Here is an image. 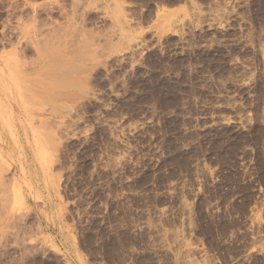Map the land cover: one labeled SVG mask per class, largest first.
Masks as SVG:
<instances>
[{
    "label": "rangeland",
    "instance_id": "1",
    "mask_svg": "<svg viewBox=\"0 0 264 264\" xmlns=\"http://www.w3.org/2000/svg\"><path fill=\"white\" fill-rule=\"evenodd\" d=\"M2 36L0 264H264V0H41Z\"/></svg>",
    "mask_w": 264,
    "mask_h": 264
},
{
    "label": "crops",
    "instance_id": "2",
    "mask_svg": "<svg viewBox=\"0 0 264 264\" xmlns=\"http://www.w3.org/2000/svg\"><path fill=\"white\" fill-rule=\"evenodd\" d=\"M41 0H0V45L3 32L9 20H14L21 14L23 3H35ZM1 47V46H0Z\"/></svg>",
    "mask_w": 264,
    "mask_h": 264
},
{
    "label": "bare ground",
    "instance_id": "3",
    "mask_svg": "<svg viewBox=\"0 0 264 264\" xmlns=\"http://www.w3.org/2000/svg\"><path fill=\"white\" fill-rule=\"evenodd\" d=\"M167 101V100H166ZM166 103V102H165Z\"/></svg>",
    "mask_w": 264,
    "mask_h": 264
}]
</instances>
